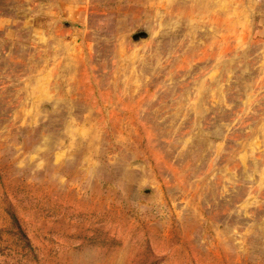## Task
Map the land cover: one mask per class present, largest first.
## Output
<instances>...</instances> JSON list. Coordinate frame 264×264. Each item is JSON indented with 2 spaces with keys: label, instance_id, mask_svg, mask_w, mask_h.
I'll return each mask as SVG.
<instances>
[{
  "label": "rangeland",
  "instance_id": "1",
  "mask_svg": "<svg viewBox=\"0 0 264 264\" xmlns=\"http://www.w3.org/2000/svg\"><path fill=\"white\" fill-rule=\"evenodd\" d=\"M0 264H264V0H0Z\"/></svg>",
  "mask_w": 264,
  "mask_h": 264
},
{
  "label": "water",
  "instance_id": "2",
  "mask_svg": "<svg viewBox=\"0 0 264 264\" xmlns=\"http://www.w3.org/2000/svg\"><path fill=\"white\" fill-rule=\"evenodd\" d=\"M147 38H148V34L145 31H140L136 33L135 35H133V39L135 41L140 40V39H147Z\"/></svg>",
  "mask_w": 264,
  "mask_h": 264
}]
</instances>
